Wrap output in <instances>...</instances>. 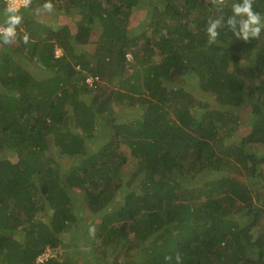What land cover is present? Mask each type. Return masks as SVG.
Listing matches in <instances>:
<instances>
[{"label": "trees", "instance_id": "trees-1", "mask_svg": "<svg viewBox=\"0 0 264 264\" xmlns=\"http://www.w3.org/2000/svg\"><path fill=\"white\" fill-rule=\"evenodd\" d=\"M45 2L0 43V264H264V31L209 46L210 0Z\"/></svg>", "mask_w": 264, "mask_h": 264}, {"label": "clouds", "instance_id": "clouds-1", "mask_svg": "<svg viewBox=\"0 0 264 264\" xmlns=\"http://www.w3.org/2000/svg\"><path fill=\"white\" fill-rule=\"evenodd\" d=\"M4 2V0H3ZM5 3V2H4ZM32 0H10L9 5L4 9V21L0 24V43L11 45L17 41V29L23 23V16L20 14V9L29 8ZM210 3L216 8L219 15L210 19L206 28L207 43L209 46L215 45L220 35L219 30L223 27L233 34L236 40L247 43L250 39H259L260 34L264 31V16L253 10L254 0H239V2L230 5L231 15L225 17L224 9L228 7V0H210ZM43 12L51 14L54 10V5L51 0L40 6ZM39 11V10H38ZM21 41L24 44L29 42V35L25 32ZM61 54V53H60ZM60 56V55H59ZM94 77V76H87ZM98 78V77H97ZM85 79V81H86ZM100 79L95 84V88H90L85 82L87 88L95 90L100 84ZM102 82V81H101ZM95 227H89L88 232L90 237L95 236ZM165 264H182V257L177 253L174 257L167 255L164 257Z\"/></svg>", "mask_w": 264, "mask_h": 264}, {"label": "rangeland", "instance_id": "rangeland-1", "mask_svg": "<svg viewBox=\"0 0 264 264\" xmlns=\"http://www.w3.org/2000/svg\"><path fill=\"white\" fill-rule=\"evenodd\" d=\"M139 19H142L141 17L139 18ZM89 51H91L92 52V47H88L87 48ZM87 51V50H86ZM88 52V51H87ZM91 52H88V53H91ZM55 54L57 55V56H59L60 55V51L59 50H57L56 52H55ZM128 58H130V56H128ZM243 69H245V68H243ZM246 70V69H245ZM247 78V77H246ZM245 78V79H246ZM101 85H103L102 84V82L100 81V84H99V86H101ZM198 94V90H196V92L194 93V95H197ZM115 110L117 111V112H119V113H117L118 114V117H122V118H124V121H127V120H131V119H133L134 117H135V114H137V112L136 111H134V110H132V108L130 107V105L128 104V103H123L122 105H115ZM125 116H128V117H125ZM245 130H246V128H245V125H244V123L242 122L241 123V126H240V129H239V131H237V134H235V136L236 137H241V136H243V135H245ZM108 133H109V130H108V128L106 129V130H103V131H101V135L102 136H104L103 138H107V135H108ZM102 142H104V141H102ZM124 149H125V147H123ZM251 150V149H250ZM51 251L50 250H47L46 251V253L43 255V256H41V260H45L47 257H49V256H51Z\"/></svg>", "mask_w": 264, "mask_h": 264}, {"label": "built area", "instance_id": "built-area-1", "mask_svg": "<svg viewBox=\"0 0 264 264\" xmlns=\"http://www.w3.org/2000/svg\"><path fill=\"white\" fill-rule=\"evenodd\" d=\"M4 2H5V5L7 7L9 5V3H10V0H4ZM17 2H18V0H17ZM97 81H98L97 77H88L85 82L88 85V87L95 88V84H96Z\"/></svg>", "mask_w": 264, "mask_h": 264}]
</instances>
